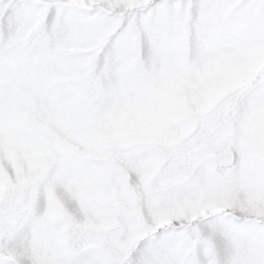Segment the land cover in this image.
<instances>
[{
	"label": "snow or ice",
	"instance_id": "snow-or-ice-1",
	"mask_svg": "<svg viewBox=\"0 0 264 264\" xmlns=\"http://www.w3.org/2000/svg\"><path fill=\"white\" fill-rule=\"evenodd\" d=\"M0 264H264V0H0Z\"/></svg>",
	"mask_w": 264,
	"mask_h": 264
}]
</instances>
